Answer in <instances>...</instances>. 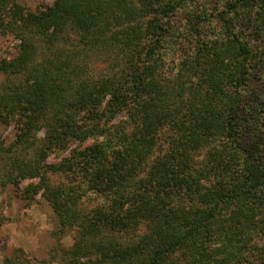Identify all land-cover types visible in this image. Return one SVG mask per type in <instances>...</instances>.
<instances>
[{"label":"trees","instance_id":"obj_1","mask_svg":"<svg viewBox=\"0 0 264 264\" xmlns=\"http://www.w3.org/2000/svg\"><path fill=\"white\" fill-rule=\"evenodd\" d=\"M189 1L0 0L19 41L0 59V122L17 127L0 186L38 179L60 228L79 225L64 264H264V93L244 104L264 85V0L228 1L193 47L174 23Z\"/></svg>","mask_w":264,"mask_h":264},{"label":"rangeland","instance_id":"obj_2","mask_svg":"<svg viewBox=\"0 0 264 264\" xmlns=\"http://www.w3.org/2000/svg\"><path fill=\"white\" fill-rule=\"evenodd\" d=\"M11 1V0H10ZM54 0H12L25 11L40 12L53 4ZM230 0H192L175 13L174 23L178 37L188 39L186 44L206 42L220 34L222 25L218 21L220 13L226 12ZM193 29L190 30V27ZM196 27V28H195ZM197 31V32H195ZM175 33V34H176ZM198 34V35H196ZM179 41V39H178ZM19 43L12 34H1L0 30V59H9L16 54ZM176 47L172 46L166 53V62L175 63ZM172 65V64H170ZM96 65L95 70L98 71ZM101 67V66H100ZM4 75L0 73V84ZM264 93V85L252 82L244 96V104H252L258 94ZM12 111L4 115L0 122V143L8 147L14 140L17 127L13 122L8 123ZM4 120V121H3ZM42 137V132L37 134ZM76 145V144H74ZM68 153L49 154L44 160L47 167L57 166L62 159L68 158ZM206 150L193 153V159L200 164L204 161ZM4 170H0L1 175ZM52 185L66 183L64 177L49 176ZM38 185V179L25 180L18 186L10 183L0 186V264H64V251L70 250L74 244L78 224H69L60 228L57 213L43 198L40 192L32 195L31 187ZM30 195L25 199L24 195ZM85 195V203H93L92 196Z\"/></svg>","mask_w":264,"mask_h":264}]
</instances>
